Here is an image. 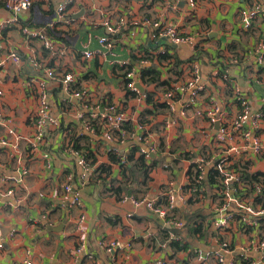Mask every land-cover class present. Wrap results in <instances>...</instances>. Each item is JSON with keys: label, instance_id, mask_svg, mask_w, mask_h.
Instances as JSON below:
<instances>
[{"label": "crops", "instance_id": "1", "mask_svg": "<svg viewBox=\"0 0 264 264\" xmlns=\"http://www.w3.org/2000/svg\"><path fill=\"white\" fill-rule=\"evenodd\" d=\"M64 1L35 0L11 23L0 0V139L14 142L12 129L22 138L17 149L0 147V193L13 192L0 196V264H218L214 240L229 247L223 264H264V250H247L251 236L264 230V218L247 216L252 225L245 226L238 222L243 214L235 212L229 227L216 231L212 221L221 202L219 188L205 183L193 196L185 189L195 172L192 166L204 169L206 182L213 163L225 153L215 143L218 124L206 116L213 105L231 122L240 111L235 103L239 93L253 111L264 114V62L255 52L264 43V17L259 12L243 19L257 5L262 9L264 0H74L60 18L56 11ZM24 27L43 31L51 49L23 36ZM110 27L117 32L111 34ZM162 27H173L190 41L159 45ZM100 38L111 39L110 51ZM86 49L93 58L82 57ZM10 53L18 56V64L8 58ZM193 61L200 66L203 90L195 96L179 92L171 110L162 92L183 86ZM150 66L168 86L140 82L139 71ZM48 69L56 73L44 88L53 125L46 127L42 145L31 151L37 81H47ZM129 73L142 91L126 87ZM63 74L74 77L73 87L87 95L85 103L62 90ZM95 105L114 106L127 128L147 140L121 143L87 131L85 123L97 120L90 117ZM261 139L264 144V131ZM68 147L85 156L90 172ZM141 156L147 170L139 174ZM228 159L235 173L246 165L249 173L264 174V156L248 151ZM66 184L79 193L82 210L73 206ZM169 190L178 196L173 215L182 228L165 227L148 209L132 204L142 197L160 202ZM244 194L251 197V191ZM249 202L263 205L264 198ZM81 213L85 219L76 231ZM111 242L120 247L108 252L99 246Z\"/></svg>", "mask_w": 264, "mask_h": 264}, {"label": "built area", "instance_id": "2", "mask_svg": "<svg viewBox=\"0 0 264 264\" xmlns=\"http://www.w3.org/2000/svg\"><path fill=\"white\" fill-rule=\"evenodd\" d=\"M35 0H1L2 7L4 10L9 12L11 15V23H16L18 21V16L24 12H27L33 5ZM74 0H65L60 6L57 8V14L61 18L66 12L67 7L72 4ZM192 3L193 0H187ZM254 11L250 16L243 15V19L245 21H249L251 15L258 14L262 12V16L264 17V7L261 9L259 5L254 8ZM148 23V22H147ZM154 26H158L154 24ZM111 34H115L117 32V28H109ZM22 34L26 38H36L41 42L42 48L45 50L51 49V41L46 36V34L41 30H34L28 27H24L22 29ZM158 36L160 39H164L170 44L177 46L181 44H186L190 41L189 36L181 35L179 32L173 27H162L159 29ZM98 42L101 46H103L106 50L110 51L113 42L109 38H100ZM89 43V42H87ZM255 52L259 54L258 62H264V43H258L255 47ZM82 57L84 59H91L94 57V53L86 49ZM8 58L14 63L18 64L19 59L15 53H10ZM3 62H0V68L3 66ZM132 73L127 74L129 78V82L126 84V87L134 92L138 93V88L134 81H132ZM45 76L47 81H37L38 83V105L34 112V116L32 117V127L33 134L30 139H28V145L31 151H34L39 148L44 142V133L46 127L49 125H53V121L50 119L48 115V102L45 94V86L46 83L50 80L56 79V73L48 69L45 71ZM139 80V79H138ZM74 77L71 74H63L61 77V87L62 90L69 94L70 96H74L82 100L83 103L86 102L85 96L83 92L77 91L73 87ZM33 83V81H31ZM31 85V84H30ZM203 90V85L201 83V71L200 66L196 62H190L189 64V77L186 83L183 86H178L174 89H167L162 92L161 99L168 106L169 109H173L175 105V96L179 92H190L191 96L197 95L199 91ZM1 95V93H0ZM237 105L240 108V111L237 117L231 122L227 121V115L223 111L219 110L217 106H212L211 110L206 112L207 119L210 124H218L219 128L215 135V143L217 145H222L225 147V153H222L221 156L217 158V160L213 163L214 170L217 171L220 175V185L219 193L221 195V202L214 209L215 219H213L212 224L214 230L222 231L229 227V224L235 218V212H241L243 215L238 219V222L245 225L250 226L252 222L247 220V216L253 217L254 219L264 218V205L250 204V200L254 201L256 198L261 197L264 198V182L263 183H253L250 187L244 185L239 177V174L231 171L229 167V155L237 154L241 152L252 151V153L256 157L264 156V144L261 139V131L264 123V114L259 111H253L249 101L243 95L237 93L236 101ZM101 111L100 115L96 114L97 111ZM114 106H107L105 108H101L98 105H95L93 108L94 114L90 115L91 118L96 120V124H91L90 122H86L84 127L87 131L97 132L101 136H103L108 141H115L124 143L127 140L136 139L137 141H146V138H141L134 132V129L129 130L128 132L122 130L123 125L126 122L123 114H118L114 112ZM1 112V110H0ZM1 116V115H0ZM82 118L83 115L80 114ZM96 126V127H94ZM139 127H142L141 124H138ZM11 137H13L14 142H10L8 138L0 139V147H11L12 149H17L19 142L22 138L12 129L9 132ZM26 139V141H27ZM70 154L75 156L78 159V164L84 169L85 172H90V166L85 159V156L75 150L72 147L67 148ZM150 150L152 148L150 147ZM199 170L198 177L196 179L197 183L202 182L205 179L204 169L198 166ZM234 184L237 185V188H234ZM246 189H250L251 197L247 199L245 197ZM243 191L241 193H237L238 191ZM64 191L68 194L72 195L71 202L74 207L82 210L81 200L79 198V193L72 189L70 184H66L64 186ZM189 192L195 193V189L190 190ZM13 192L8 190L6 194H1L5 196H11ZM125 198V197H124ZM123 198V199H124ZM129 199L128 197L125 198ZM165 203L158 204V202L147 199L146 197L140 200L132 199V204L135 207L143 206L152 212L154 215L158 217L162 224L165 227H169L171 229H178L183 227V222L178 220L173 215V210L176 208V201L179 200L177 195L169 190L165 196ZM246 200V201H244ZM84 215L81 213L77 220L76 231L80 229L81 224L84 222ZM256 227H259L257 224ZM217 251L214 253V257L218 264H223V255L227 253L229 250L228 245L225 242H221V240H214ZM99 246L102 249L111 252L116 247H120L118 242L111 243H100ZM82 250V246L75 249V254L80 253ZM247 250H264V230L260 233L257 231L254 235L249 239L248 249ZM21 264H31V262L25 260ZM112 264H123L120 262H113ZM233 264V263H230ZM254 264V263H253Z\"/></svg>", "mask_w": 264, "mask_h": 264}, {"label": "trees", "instance_id": "3", "mask_svg": "<svg viewBox=\"0 0 264 264\" xmlns=\"http://www.w3.org/2000/svg\"><path fill=\"white\" fill-rule=\"evenodd\" d=\"M164 54L158 56V60H162V58H164ZM178 64V63H177ZM140 74V82L144 85H149V84H159L160 86H163V84H165L166 86H168V84L166 82H159V71L157 70V68H154L153 66L151 67H147V68H142L139 71ZM129 82V80L126 81V84ZM171 89V88H169ZM134 94V93H133ZM147 102H150V95L147 94ZM139 124H141L143 126V123L139 122ZM96 127V126H94ZM127 124H124L122 127V130L128 132L129 129L127 128ZM143 156L139 157V159L137 160V164H136V168H138V173H144L147 168L146 166L143 164ZM112 161H115V159L112 157L111 159ZM197 165L192 166V170L195 171L193 176L190 175V184L185 188V189H195V193H191L192 196L193 194L196 195L201 188L204 186L205 183H208L209 187H216V188H221L220 185V175L217 171L215 170H210L208 172V179L206 180V182L202 181L200 183L196 182V179L198 177L199 174V170L197 169ZM237 174H239L240 180L242 183L246 184L248 187H250L253 183H263L264 182V174L261 173H255V174H251L248 172L247 170V166H243L241 167V169H237V167L235 168ZM130 172V177L131 179L135 177V173H133V171H129ZM191 172H189L190 174ZM134 182V181H133ZM204 188V187H203ZM234 188H237V185L234 184ZM125 189L127 190V188L125 187ZM121 191H125L124 189H120ZM244 191V190H243ZM243 191H238L237 193H241ZM246 192L249 193L250 189H246ZM124 197V196H123ZM133 198V197H132ZM143 198V197H142ZM134 200H137L136 198H133ZM140 200V199H139ZM165 203V199H161L160 202H158V204H164ZM264 205V204H263ZM174 249H176L175 245H173Z\"/></svg>", "mask_w": 264, "mask_h": 264}, {"label": "water", "instance_id": "4", "mask_svg": "<svg viewBox=\"0 0 264 264\" xmlns=\"http://www.w3.org/2000/svg\"><path fill=\"white\" fill-rule=\"evenodd\" d=\"M82 14H83V11H81L76 17H79ZM163 44H168V42L166 40H164V39H161L159 45H163ZM173 47H176V46L173 45ZM136 87L138 88L139 91H142V87H141V85L139 83L136 84ZM130 196H131V192L128 191L127 197L130 198ZM176 204H177V201H176Z\"/></svg>", "mask_w": 264, "mask_h": 264}]
</instances>
